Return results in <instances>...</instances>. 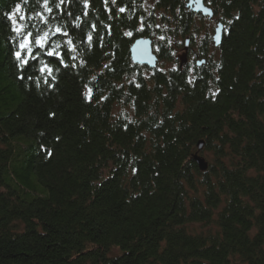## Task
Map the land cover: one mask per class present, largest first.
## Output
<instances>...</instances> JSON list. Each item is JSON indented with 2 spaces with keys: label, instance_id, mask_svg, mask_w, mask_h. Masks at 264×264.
<instances>
[{
  "label": "trees",
  "instance_id": "obj_1",
  "mask_svg": "<svg viewBox=\"0 0 264 264\" xmlns=\"http://www.w3.org/2000/svg\"><path fill=\"white\" fill-rule=\"evenodd\" d=\"M151 1L162 17L143 0H0V264H264V0H203L211 19ZM17 4L26 33H54L24 66ZM218 25L220 45L194 50ZM152 36L157 64L175 66L170 40L188 39L182 68L131 62ZM119 103L133 120L112 115Z\"/></svg>",
  "mask_w": 264,
  "mask_h": 264
},
{
  "label": "rangeland",
  "instance_id": "obj_2",
  "mask_svg": "<svg viewBox=\"0 0 264 264\" xmlns=\"http://www.w3.org/2000/svg\"><path fill=\"white\" fill-rule=\"evenodd\" d=\"M153 4L154 3H152V1L151 0H143V6L144 7H146V8H144V11H145V13L147 14L146 16H149V15H151L153 12L151 11L152 9H153ZM187 8V7H186ZM190 9V8H189ZM15 10V9H14ZM191 10V9H190ZM192 12V11H191ZM14 13V11L11 13V14H13ZM154 15H155V19L156 18H160V17H162L163 16V14L162 13H153ZM20 16H24L21 12H19V13H16L15 14V18H16V21H17V27H20V26H25V24H27L26 22H25V19H23V20H21L19 17ZM25 17V16H24ZM29 19H36V18H34V17H32V16H30L29 17ZM197 19V18H196ZM211 22L210 23H208V22H206V21H203V23L201 22V24H199V21H197L196 23H195V27L196 28H201L202 26H204V25H213V21L212 20H210ZM147 25H148V29H150V28H152V29H157L158 27H161V21H160V19H157V20H152V21H148L147 22ZM202 25V26H201ZM11 26H12V30H13V24H12V22H11ZM144 27V25L141 23L140 25H139V27H138V31L140 30V29H142ZM26 29V28H25ZM25 29H24V31H25ZM204 30L205 31H212L213 33H214V30H213V28H210V27H205V28H203V29H201L200 30V34L199 35H196L195 36V45H194V50H197V48H199V45L201 44V41L203 40V39H205L206 37H208L209 39H211L212 38V35H203L202 34V32H204ZM14 32V31H13ZM26 33V32H25ZM16 34V36L18 37V39H19V43H20V41H21V39H22V37L20 36V35H17V33L16 32H14V35ZM54 33H48V37L49 36H51V35H53ZM163 34H164V31H163ZM150 38V37H149ZM161 39V36H152L151 38H150V41L152 42V45H153V41H158V40H160ZM183 41H184V39H178V43L176 42V41H174V40H170V42H171V45H173V44H179L180 43V46L179 47H177L176 49H175V51H174V58H175V60L177 61V64H176V66H175V64H171V63H159V64H157L158 66H156V67H159L160 69H162V70H169V69H173V68H175V67H178V58L180 57V55L183 53V45H184V43H183ZM66 43H68V41H67V39H66V41H65ZM19 43H18V45H19ZM37 46H39V45H37ZM175 46V45H174ZM73 49V48H72ZM20 50V49H19ZM26 54V56L28 55V53H27V51L26 50H24V52L22 53V55H25ZM215 54V53H214ZM194 63V62H193ZM192 63V64H193ZM161 65H162V67H161ZM187 68H188V70H189V72L190 73H192L193 72V68L192 67H189V66H187ZM155 68H148L147 67V70H149V71H147L148 73L149 72H151L152 70H154ZM112 115L114 116V117H118V116H121V117H123V118H126V119H128V120H133V118H134V115H133V112H132V109H131V107L130 106H128V105H125L124 103H119V104H115L114 105V107H113V110H112ZM197 145V144H196ZM196 148H197V146H196ZM203 148H204V146L202 147V149H200L199 150V156L200 157H202L204 160H205V162L207 163V169L209 168V165H210V163L212 162V157H211V154H209L207 151H204L203 150ZM203 150V151H202ZM198 153V150H196L195 151V153L194 154H197ZM198 169V168H197ZM207 169L205 170V171H200V173H203V172H206L207 171ZM186 230H187V232H189V233H192V234H201V235H203V236H206L208 233H214L215 232V225L212 223V224H209V225H202V224H189V225H186ZM112 254H117V252L116 251H113V253Z\"/></svg>",
  "mask_w": 264,
  "mask_h": 264
},
{
  "label": "water",
  "instance_id": "obj_3",
  "mask_svg": "<svg viewBox=\"0 0 264 264\" xmlns=\"http://www.w3.org/2000/svg\"><path fill=\"white\" fill-rule=\"evenodd\" d=\"M187 8H190L193 13H200L202 16L208 18L212 17L211 11L206 8L203 4V0H189ZM222 26L218 25L214 31L213 44L214 46H219L221 41ZM188 39L184 41V48L182 55L178 58L179 68L186 63L187 51H188ZM129 55L131 62L136 65H144L148 68H155L157 63V57L153 52L151 41L148 38H138L133 41L131 47L129 48ZM204 61L197 62V66L201 65ZM204 145L203 141L197 142V150L199 152ZM199 171H205L207 169V163L198 154H194L192 157Z\"/></svg>",
  "mask_w": 264,
  "mask_h": 264
},
{
  "label": "snow or ice",
  "instance_id": "obj_4",
  "mask_svg": "<svg viewBox=\"0 0 264 264\" xmlns=\"http://www.w3.org/2000/svg\"><path fill=\"white\" fill-rule=\"evenodd\" d=\"M25 2H27V0H25ZM61 3H63V0H61ZM59 5H57L58 7ZM87 2H85V7H87ZM44 7L47 11H51L50 8H48L47 6V0H45V4H44ZM21 11V6L19 4L16 5V8L14 10V13L13 14H9L8 15V19L12 22L13 24V31L17 33V35H20L22 37L20 43H19V49L16 53H15V56H16V59L17 61L19 62V65L20 66H24V65H27L28 64V60H29V56H31L32 54V47L30 46L33 42L36 44V45H39L41 48H44L45 46V43L47 42V39H48V33L45 32L43 35H37V36H33V33L28 31L27 33H25L24 29L27 27V26H20V27H17V21H16V18H15V14L16 13H19ZM121 12L124 11L123 8L120 9ZM21 20L25 19L24 16H20L19 17ZM41 20H43V17H41ZM60 29H57V32H59ZM64 35H67V33H64ZM89 40H91V37H89ZM69 44H71V41L68 42ZM56 47H59V45H57ZM24 50L27 51L28 55L25 56V55H22V53L24 52ZM54 54V50L53 51H49L47 52V55L51 56ZM57 56H59V53H55ZM32 58H35V57H32ZM40 72L43 74L45 72H47L48 74H51L52 72V69L51 68H48L46 65L41 67L40 68ZM47 82V81H46Z\"/></svg>",
  "mask_w": 264,
  "mask_h": 264
},
{
  "label": "bare ground",
  "instance_id": "obj_5",
  "mask_svg": "<svg viewBox=\"0 0 264 264\" xmlns=\"http://www.w3.org/2000/svg\"><path fill=\"white\" fill-rule=\"evenodd\" d=\"M210 10V9H209ZM214 47H216V46H214Z\"/></svg>",
  "mask_w": 264,
  "mask_h": 264
}]
</instances>
